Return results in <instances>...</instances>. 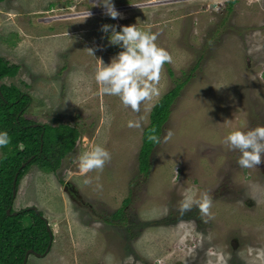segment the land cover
I'll return each mask as SVG.
<instances>
[{"label":"rangeland","instance_id":"374dc122","mask_svg":"<svg viewBox=\"0 0 264 264\" xmlns=\"http://www.w3.org/2000/svg\"><path fill=\"white\" fill-rule=\"evenodd\" d=\"M112 3L119 18L101 5L102 12L81 21L92 8L88 0L0 2V57L19 67L0 83L32 96L25 118L79 131L55 172L32 165L19 182L13 209L36 207L52 231L48 252L29 254L26 264H129V257L130 264H264V163L241 168L240 153L224 144L233 130L264 126V0ZM106 24L158 33L156 43L172 56L160 95L139 112L95 81L99 59L109 64L123 50L109 43ZM182 82L146 177L137 156L151 108ZM141 117V128L128 127ZM169 129L174 135L164 143ZM95 145L111 160L83 176L77 158ZM64 181L92 211L70 198ZM189 189L211 195L208 223L195 206L179 215ZM118 208L121 223L101 219Z\"/></svg>","mask_w":264,"mask_h":264},{"label":"trees","instance_id":"16d2710c","mask_svg":"<svg viewBox=\"0 0 264 264\" xmlns=\"http://www.w3.org/2000/svg\"><path fill=\"white\" fill-rule=\"evenodd\" d=\"M4 0H0L2 2ZM230 2L229 4H232ZM19 67L0 57V79L14 77ZM264 81V71L261 73ZM185 82V81H184ZM178 83L166 91L153 105L149 123L144 128L142 143L138 152L139 171L147 177L150 173V156L157 145L149 142L150 130L160 137L168 120L171 106L180 92L183 83ZM32 96L14 84L0 83V131H7L10 143L0 147V264H22L26 251L42 253L52 239L42 213L32 207L17 210L13 205V180L17 175L16 188L32 165L55 172L63 157L73 148L79 135L78 129L66 125H33L35 122L24 117ZM30 159V161H27ZM129 197L123 201L126 205ZM11 207L10 213L7 209ZM123 208L100 216L106 223H121L124 220ZM25 219L28 220L25 223Z\"/></svg>","mask_w":264,"mask_h":264},{"label":"clouds","instance_id":"9594fccd","mask_svg":"<svg viewBox=\"0 0 264 264\" xmlns=\"http://www.w3.org/2000/svg\"><path fill=\"white\" fill-rule=\"evenodd\" d=\"M103 6L105 14L112 19L120 17L112 0H98L96 6ZM92 13L87 10L83 20L90 17ZM103 32L111 31L108 37L109 43L119 45L123 50L112 58L109 64L99 59V66L95 72V81L100 85L101 91L110 96L119 97L125 107H130L134 112H139L141 105L152 101L160 95L159 83L166 63L172 62L171 54L156 41L158 33L143 31L134 25H122L116 30L115 25H103ZM90 55L94 56V50L87 48ZM140 120L129 121L128 127L141 128ZM155 129L150 130L147 137L149 142L160 144L161 138L155 134ZM174 133L169 129L163 137L167 143ZM10 143L7 131H0V147H6ZM228 149L238 151V165L241 168L251 169L264 163V126L244 130H233L224 139ZM78 160V170L83 176L92 171H103L106 163L111 160V153L101 145H95L90 151L82 152ZM85 184L91 183L90 179L84 180ZM198 207L200 219L208 223L213 219L211 212L212 197L208 192L197 193L189 189L179 202L177 211L181 217ZM49 225V224H48ZM50 229V227H49ZM51 231V229H50ZM52 233V231H51ZM133 260L128 258L129 264Z\"/></svg>","mask_w":264,"mask_h":264},{"label":"flooded vegetation","instance_id":"af4514ba","mask_svg":"<svg viewBox=\"0 0 264 264\" xmlns=\"http://www.w3.org/2000/svg\"><path fill=\"white\" fill-rule=\"evenodd\" d=\"M31 104V103H30ZM45 113V112H44ZM59 116V115H58ZM60 117H64V115H60ZM31 120V119H30ZM33 121V120H32ZM34 124H37V125H40V124H47V123H34ZM33 124V125H34ZM59 125H66V126H69V127H73L72 125H70V124H67V123H63V124H59ZM56 126H58V125H56ZM17 189V188H16ZM62 189L64 190V191H66L67 193H68V195L70 196V198L72 199V200H74L75 202H76V204H78L79 206H81V207H86L85 209L86 210H90V211H92L93 210V208H92V205L91 204H86L82 199H81V197H80V195H79V193H78V191H77V189H76V187L73 185V184H71V182H69V181H64L63 182V184H62ZM17 192V191H16ZM14 197V200H15V197H16V194H15V196H13ZM11 207H12V205H11ZM13 208V207H12ZM27 258H28V256H27ZM27 262V261H26ZM26 264V263H25Z\"/></svg>","mask_w":264,"mask_h":264},{"label":"water","instance_id":"95a60500","mask_svg":"<svg viewBox=\"0 0 264 264\" xmlns=\"http://www.w3.org/2000/svg\"><path fill=\"white\" fill-rule=\"evenodd\" d=\"M34 125H37V124H34ZM27 161H30V159H28ZM16 180H17V175H15L14 180H13V196H15L16 191H17V189H16ZM32 208H33L36 212H38V210H37L36 207H32ZM10 210H11V207H9V208L7 209V213H8V214L10 213ZM13 213H14V214H17L16 211H14ZM45 221H46V220H45ZM46 225H47V228L49 229V225H48L47 221H46ZM49 235H50V238L52 239V233H51V232L49 233ZM50 244H51V241L49 242V244H48L46 250H45L44 252H42V253H39V252L33 251L32 249H28V250L26 251V254H25V257H24V260H23V263H22V264H25V263H26V261H27V256H28L29 254H34V255H36V256H42V255H44L45 253H47L48 250H49V248H50Z\"/></svg>","mask_w":264,"mask_h":264},{"label":"built area","instance_id":"2783aa9c","mask_svg":"<svg viewBox=\"0 0 264 264\" xmlns=\"http://www.w3.org/2000/svg\"><path fill=\"white\" fill-rule=\"evenodd\" d=\"M98 2V0H88V3L92 5V8L91 9H88L89 11H98L100 10V12H102V8H100L99 6H96V3Z\"/></svg>","mask_w":264,"mask_h":264},{"label":"crops","instance_id":"0c3cea01","mask_svg":"<svg viewBox=\"0 0 264 264\" xmlns=\"http://www.w3.org/2000/svg\"><path fill=\"white\" fill-rule=\"evenodd\" d=\"M72 34H75V32L72 30Z\"/></svg>","mask_w":264,"mask_h":264}]
</instances>
